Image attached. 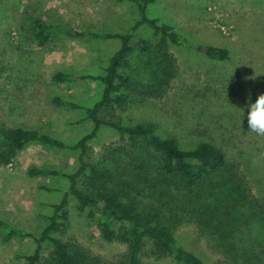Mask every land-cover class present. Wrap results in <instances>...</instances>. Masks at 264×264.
I'll return each instance as SVG.
<instances>
[{
    "label": "rangeland",
    "instance_id": "obj_1",
    "mask_svg": "<svg viewBox=\"0 0 264 264\" xmlns=\"http://www.w3.org/2000/svg\"><path fill=\"white\" fill-rule=\"evenodd\" d=\"M147 13L196 44L226 49L228 58L215 62L192 48L171 47L177 72L170 89L159 99L122 89L129 100L114 106L122 124H154L158 135L175 139L184 150L205 141L223 148L241 164L254 194L264 200V135L249 131L240 110L249 95L254 102L264 93V0H154ZM35 18L61 22L82 35H62L39 46L32 28ZM136 19L137 7L131 2L0 0V120L10 126L36 129L68 144L90 133L94 124L87 118L86 109L101 99L103 84L81 79L59 82L54 76L59 72L102 75L121 42L89 34L130 33ZM140 36L150 47L160 39L148 26L141 27L133 35L134 51L121 74L148 83L145 69L154 52L141 53L137 47ZM56 98L75 101L83 108L62 106ZM119 141L117 131L103 126L90 142V157L94 160L105 147ZM78 155L31 144L15 164L0 167V218L39 235L49 223L51 205L61 201L70 184L62 177H34L29 171L38 167L73 173L79 167ZM68 215L63 238L109 260L125 252L123 245L106 242L97 220L80 213L73 201ZM176 236L206 262L218 261V255L199 239L192 226L179 228ZM32 250L31 238L5 243L0 235V264H26L19 256ZM49 250L46 247L45 254ZM145 264L175 263L145 257Z\"/></svg>",
    "mask_w": 264,
    "mask_h": 264
},
{
    "label": "trees",
    "instance_id": "obj_2",
    "mask_svg": "<svg viewBox=\"0 0 264 264\" xmlns=\"http://www.w3.org/2000/svg\"><path fill=\"white\" fill-rule=\"evenodd\" d=\"M115 1L134 3L137 19L130 33L89 34L121 42L104 73L75 76L59 72L54 76L59 82L81 79L103 84L101 99L86 109L87 118L94 124L92 131L68 144L36 129L10 126L0 120V167L15 164L31 144L79 154V167L73 173L38 167L29 171L34 177L65 178L69 190L59 203L51 205L49 223L39 235L0 218L3 241L31 238L32 252L19 256L26 264H145V257L155 262L172 260L175 264H264V200L254 194L241 164L211 142L184 150L175 139L158 135L154 124L124 126L114 109L129 100L122 89L150 99L166 94L177 72L171 47L192 48L215 62L227 60L228 51L196 44L173 26L150 18L147 10L154 0ZM144 26L160 37L153 47L141 36L138 40L141 53L154 52L153 61L145 69L148 83L126 79L121 74L134 51L133 35ZM32 28L42 47L62 35H82L61 22L42 18L33 19ZM56 102L72 109L83 108L71 100L56 98ZM103 126L117 131L120 141L105 147L93 160L90 142ZM71 201L80 213L97 220L106 242L123 245L125 252L109 260L63 238ZM183 226L195 229L199 239L218 255L217 262L208 263L182 245L176 231ZM46 247L50 248L47 254Z\"/></svg>",
    "mask_w": 264,
    "mask_h": 264
},
{
    "label": "clouds",
    "instance_id": "obj_3",
    "mask_svg": "<svg viewBox=\"0 0 264 264\" xmlns=\"http://www.w3.org/2000/svg\"><path fill=\"white\" fill-rule=\"evenodd\" d=\"M240 110L244 119H247L249 131L257 135H264V93L257 95L254 102L249 95L244 108H240Z\"/></svg>",
    "mask_w": 264,
    "mask_h": 264
}]
</instances>
